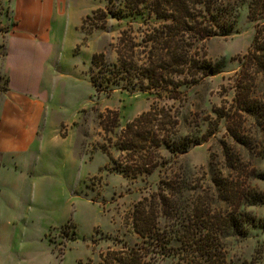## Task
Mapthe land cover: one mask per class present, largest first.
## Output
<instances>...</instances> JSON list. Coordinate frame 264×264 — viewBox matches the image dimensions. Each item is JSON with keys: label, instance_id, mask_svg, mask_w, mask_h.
I'll return each mask as SVG.
<instances>
[{"label": "rangeland", "instance_id": "1", "mask_svg": "<svg viewBox=\"0 0 264 264\" xmlns=\"http://www.w3.org/2000/svg\"><path fill=\"white\" fill-rule=\"evenodd\" d=\"M230 1L238 11L230 35L209 38L194 51L211 65L209 76L198 79L192 71L185 82L184 75H174L173 82L185 83L188 90L180 88L179 98L172 100L166 93L139 91L147 83L132 79L134 73L131 85L121 82L111 95H98L90 80L95 54H103V63L112 69L123 62L144 68L153 45L147 42V31L168 28L169 22L155 16L134 18L127 9L126 17H119L118 0H56V13L64 11L65 16H56V54L50 62L55 103L45 131L47 140L59 134L66 146L54 143L56 150H40L32 165L5 174L0 195L2 264H100L108 251L124 245L137 248L136 207L141 202L158 204L161 182L176 177L184 184L179 209L172 197L169 204L177 213L163 209L160 234L170 227L179 231L181 220L182 228L192 220L218 230L219 219L225 222V216L240 214L249 233L231 234L219 243L227 257L219 264H264V180L257 178L264 175V0ZM100 11L105 17L99 13L84 23ZM151 108L157 114L171 112L168 121H153L154 139L177 140V145L185 141L190 148L174 155L164 146L148 144V159L156 170L147 177L135 178L133 172L125 176L115 170L122 166V154L115 150L127 145L121 140L125 125ZM105 146H111L115 164ZM225 150L241 163L231 167ZM128 156L123 161L132 168L135 162ZM216 175L238 188L239 193H232L236 200L229 194L219 197L212 183ZM181 248L169 246L166 257L157 253L150 258L157 264H182Z\"/></svg>", "mask_w": 264, "mask_h": 264}, {"label": "trees", "instance_id": "2", "mask_svg": "<svg viewBox=\"0 0 264 264\" xmlns=\"http://www.w3.org/2000/svg\"><path fill=\"white\" fill-rule=\"evenodd\" d=\"M118 1L121 6L119 17H126L123 13L125 14V9H127L134 18L140 17L146 21L151 19V16H155L157 20L169 22V26L168 28L164 26L162 30L147 31V42L153 45L151 52H149V61L144 68H136L132 64L127 67L125 62H123L121 65H114L112 69L110 65L103 63V54H95L91 61L90 80L98 95H111L121 82H127L131 85L134 78L139 82L147 83L145 87L138 88L139 91L143 93H166L168 99L177 100L181 94L178 90L184 88V91H186L188 86L185 83L180 86L175 84L172 80L174 75H184L182 81L185 80V82L190 78L189 72L192 71L195 72L193 76L198 79L202 75L209 76L207 73H209L211 65L204 61L201 62L202 57L200 58V55L194 51H197L200 44L209 38L229 36L236 23L238 13L236 2L233 4L230 0ZM255 6L260 8L259 4ZM261 7L264 8V4H261ZM99 13H102L105 17V13L101 11L94 12L92 16L86 18L84 23L88 24ZM112 13L116 15V13ZM232 20L233 24L231 25ZM1 31H5V29L1 28ZM202 48L203 46H200V49ZM257 51L259 52L260 49ZM172 69L176 70L173 72ZM179 69L180 72H178ZM133 73L134 77L131 75ZM131 76L132 79L130 78ZM2 84L0 83V95L8 90L9 80H4ZM131 89L137 88L134 86ZM170 113V111L162 109L157 114L156 110L151 108L125 125L121 140L126 141L127 145L125 148L115 150L117 153L120 152L122 154V166H118L115 169L116 171L125 176H129V173L133 172L135 178L140 175L151 176L157 166L151 165L152 159H148V144L153 143L155 147L164 146L165 149H168L174 155L187 153L190 146L185 141L177 145V140L170 142L168 138L163 141L154 139L157 135V128L153 127V121L161 117L166 122L171 118ZM115 118L116 123L120 124L117 113H115ZM235 137L237 138V136ZM111 146H105L103 151L111 155L109 158L115 164L117 160L111 153ZM125 153H128L129 160L132 159L131 161L135 162L134 167L128 168L124 164ZM225 157L227 163H232L231 167H236L237 163L242 161L240 157L239 159L230 158L228 150H225ZM257 178L264 180V175L259 174ZM212 183L215 187H218L219 190L216 191L220 193V198L222 196L226 199L225 196L229 194V197L232 195L231 198L233 200L237 199L232 193L235 189L239 193L238 188L231 186L232 184L222 176L218 177L216 175L212 179ZM183 185L182 182L180 183V177L161 182L159 187L161 194L158 195L159 203L145 205L144 202H141L134 211V230L139 236L141 243L136 245L137 248H129L124 245L121 249L108 251L107 254L102 256L100 264H157L155 257L153 259L150 258L151 254L155 255L158 253V256L166 257L167 253L165 252L164 254V250L166 251L167 247L171 246L173 248L176 246L178 248L179 245L182 247V264H219L222 259L225 262L227 259L226 253L220 248L219 243L231 234L245 237L249 233L247 229L249 225L244 224L240 214L231 213L229 216H225V222L219 219L220 229L218 230L208 228L207 224L203 225L204 222H200L198 225L190 219L189 227L182 228L183 220H181L178 223L179 231H172L170 227L169 232H166L164 236L160 234L158 220L163 217V209L167 208L172 213L173 211L177 213L169 202L172 201L171 198L173 197V201L177 202L176 207L179 209L178 197L183 192ZM243 199L241 194L238 197V201L241 202ZM146 201L150 202L149 200ZM183 214H181L182 217ZM177 218L178 215L175 220ZM169 221L171 220L169 219ZM250 225L251 228L256 227L253 223H250ZM177 233L180 236L177 237ZM250 264L255 263L252 262Z\"/></svg>", "mask_w": 264, "mask_h": 264}, {"label": "crops", "instance_id": "3", "mask_svg": "<svg viewBox=\"0 0 264 264\" xmlns=\"http://www.w3.org/2000/svg\"><path fill=\"white\" fill-rule=\"evenodd\" d=\"M56 5V0H0V83L9 80L0 95V195L7 172L32 165L40 150L66 146L59 134L47 140L45 131L55 103L50 62L56 54V16H65L56 13ZM2 255L0 250V264L6 262Z\"/></svg>", "mask_w": 264, "mask_h": 264}]
</instances>
